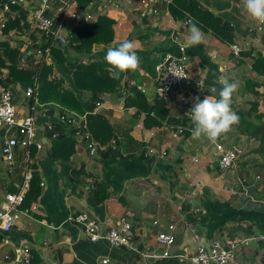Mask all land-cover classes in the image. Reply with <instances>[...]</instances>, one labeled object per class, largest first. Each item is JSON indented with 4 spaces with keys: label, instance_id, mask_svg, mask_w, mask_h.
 Masks as SVG:
<instances>
[{
    "label": "crops",
    "instance_id": "obj_1",
    "mask_svg": "<svg viewBox=\"0 0 264 264\" xmlns=\"http://www.w3.org/2000/svg\"><path fill=\"white\" fill-rule=\"evenodd\" d=\"M197 1L203 8L232 23L235 30L233 43L242 50L255 45L264 46V35L261 34H264V25L246 13L242 0ZM20 2L16 0L13 4L27 10L30 28L35 29L30 10L36 0ZM62 2L65 5L58 6L55 15L61 14L57 31L64 40L73 25L91 22L99 14L114 20L113 40L94 45V56L88 58L95 59L111 73L113 69L104 60L107 49L118 46L124 39L134 42L140 57L139 67L135 71L119 73L116 79L120 87L115 99L100 101L96 107L97 111H110L108 118L114 126L115 139L120 141V145H116L112 140L113 148L123 154L134 155L123 159L104 158L101 150L105 145L96 143L89 133L86 144L76 134L75 152L66 161L49 160L47 154L51 142L41 123L37 125L36 138H40L42 147L35 148L33 155L29 154V147H15L12 172L7 171L0 150V204L4 202L5 194L11 192L10 188L22 189L23 184L19 182L27 169L30 172L36 170L40 179V194L30 204L34 205V209L27 213L16 212L12 228L9 231L0 229V264H16L19 260L18 247L22 243L30 247L29 264H146L148 257L157 258L164 251V247L155 243V236L170 223L174 224V243L168 248L172 254H182L191 249L193 233L203 241L225 233L248 237L264 233L258 227L264 224L261 190L262 187L264 189V162L253 149L257 145L255 140L236 133L233 128L214 142L206 137L194 139L193 129L188 135L173 137L171 132L175 129L166 122L160 127L145 128L143 114L137 112V107L124 105L127 96L135 91L142 92L149 102L158 97L154 67L165 52L177 53L171 40L172 34L176 33L174 27L180 34L177 33L180 40L185 42L191 24L183 25L172 17L167 6L170 0H93L84 8H79L73 1ZM2 10L0 41L7 39L12 45L20 40V50L23 51L29 44L28 35H19L14 30L3 34L6 10ZM17 14L18 10L12 12V16ZM202 32V43L186 47L187 67L196 80L204 83L207 94L213 95L209 86L221 88L218 81L224 76H231L229 66L233 60L229 57L228 44L220 42L209 32ZM69 53L72 59H86L73 49H69ZM239 58L243 61L241 65H250L248 62L252 58ZM49 61L47 57L46 62ZM224 67L227 69L221 71ZM4 74L5 69H0V76L4 77ZM53 75L62 78L66 87L71 86L69 73L55 68ZM237 91L240 99L242 95L246 96L242 87ZM24 92L15 101L21 113L27 111ZM163 100L171 116L183 115L184 108L173 97ZM36 103L40 105L36 108L40 121L55 116L57 109L51 112L50 104ZM64 125L61 126L65 128ZM9 136L5 135L4 128H0V148ZM247 141L252 144L250 152H245L230 169L221 172L214 161L217 157L215 144L242 148ZM92 142L98 147L93 153L88 146ZM150 149L156 152L152 153ZM98 182L103 183L101 185L107 196L95 203L91 200V190ZM195 183L200 185L195 187ZM81 211L104 223L126 216L133 224V245L123 247L112 245L106 239L89 240L80 227L67 219ZM139 242L143 243L140 250L137 247ZM105 258L107 262L103 263Z\"/></svg>",
    "mask_w": 264,
    "mask_h": 264
},
{
    "label": "trees",
    "instance_id": "obj_2",
    "mask_svg": "<svg viewBox=\"0 0 264 264\" xmlns=\"http://www.w3.org/2000/svg\"><path fill=\"white\" fill-rule=\"evenodd\" d=\"M17 1L21 3L20 0ZM71 1L75 2L79 8H84L93 0H66V3ZM5 2L9 4V9L4 11L6 19L2 33L8 34L14 30L19 35L25 33L29 37V44L23 51L20 50V40L12 45L7 39L0 41V69H5L4 77L0 76V84L10 86L13 101L15 102L22 95V92L35 82L36 90L27 97L28 105L33 104V102L48 103L51 112L56 107L78 114L87 111L85 114L86 129L96 143L105 145V148L101 150L102 157L123 159L133 156V153L123 154L113 148L111 141L113 140L116 145H120V141L115 139V129L108 118L110 111H92L96 102L105 100L103 95L115 96L119 92L120 83L112 77L111 72L95 59H88L94 56V45L106 44L113 40L114 20L105 14H99L91 22L73 25L65 37V44L60 45L53 35H44L37 29L32 30L30 22L27 20V10L22 9L19 5L11 4L8 0H0V10H2V5ZM64 5L62 0H54L52 9L46 12V15L52 18L53 27L56 30L60 26L61 14L55 15V11L58 6ZM167 6L174 19L184 20L187 17L189 19L187 23H196L202 31L209 32L220 42L227 44L233 42L235 31L232 23L203 8L197 0H170ZM15 10H18V14L12 16V12ZM45 48H48L47 52H45ZM36 49H40L43 54L37 63H33V52ZM69 49H73L78 55L85 56L86 59L80 57L72 59L69 56ZM22 56L25 58L23 64L20 63ZM245 56L251 57L253 60L251 62V75L245 80V94H252L253 98L247 100L249 106L246 108L235 107V102L232 100V110L239 117V122L232 127L236 133L257 142L253 149L264 162V108L259 110L260 102L255 99L259 95L264 107V52L253 48H244L240 51V57ZM47 57L50 59L49 62H46ZM229 57H232L231 52H229ZM237 62L242 63L243 61L238 58ZM55 68L71 75L72 84L70 87L65 86L62 78L53 75ZM259 87L262 89L258 90ZM218 90L217 87V92L214 93L217 97ZM124 105L137 107V112L143 114L142 122L145 128L160 127L166 122L175 130L181 126L184 135H188L190 129L194 128V124L188 116H171L164 100L159 97L155 98L153 102H149L142 92L135 91L133 95L127 96ZM61 125L54 123L52 132L56 133L55 137L50 136L51 132H45V135H49L51 142L47 158L52 161H66L75 152L76 132L83 133L84 131L81 125L70 126L65 124V128ZM81 141L86 144L89 139L82 136ZM28 151L29 154L33 155L36 151L35 146H29ZM140 155L143 154L140 152ZM22 182L23 175L19 184ZM101 184L103 183H96L95 188L91 190V200L95 203L103 201L107 196L105 188ZM19 188H10L9 191L11 192L8 193L17 192ZM39 194V173L33 170L19 207L21 209L28 208ZM258 227L264 231L263 223L259 224ZM136 237L139 239L138 234ZM257 242L262 248L259 261L264 264V238ZM142 244L139 242L137 246L139 250ZM179 253L175 252L174 256L170 258L157 257L150 260L147 258L146 264H188L175 256Z\"/></svg>",
    "mask_w": 264,
    "mask_h": 264
},
{
    "label": "built area",
    "instance_id": "obj_3",
    "mask_svg": "<svg viewBox=\"0 0 264 264\" xmlns=\"http://www.w3.org/2000/svg\"><path fill=\"white\" fill-rule=\"evenodd\" d=\"M54 0H36L35 6L30 10L31 21L34 27L42 34H51L54 36L58 43L64 44L65 40L58 34V31L53 27V20L46 15L51 3ZM157 2V0H151ZM16 0H9L13 4ZM3 10L8 9V3L2 5ZM153 11L152 9H150ZM184 21L185 23L188 22ZM2 26V24H1ZM178 34L173 33L171 36L172 42L176 45L178 53L174 54L166 52L155 65L156 79V92L159 98L166 99L172 92L177 94L183 93L182 100L180 99L181 106L184 107V116L189 117V111L194 103V98L199 97L203 99L207 94L203 82L197 80L192 76L191 72L187 69L185 45L178 42ZM48 48H45L47 52ZM241 48L235 45L232 50L234 56L240 54ZM42 51L36 49L33 52V63H37L42 56ZM24 56L20 61L23 63ZM213 86H209L210 89ZM216 87V86H214ZM36 89V83L26 88L25 96H30ZM217 89V87H216ZM212 93V92H211ZM214 95V93H213ZM176 99V98H175ZM179 99V98H178ZM176 99V100H178ZM179 103V104H180ZM100 105V101L95 103L92 111ZM36 106V107H35ZM40 106L34 102L28 105L26 113H21L17 105L12 100V93L10 86L0 84V128H4L5 135L9 136L1 144V153L6 161L7 171L12 172L14 163V148L21 146L28 148L33 145L35 148H41L43 143L40 138H36V129L39 123L45 126L48 132H51V137H55L56 133L52 132L54 123H61L70 126L83 127V133L76 132L80 137L84 136L85 139L90 137L89 131L86 129L85 111L83 114L67 111L61 107H56V114L43 122L39 120V112L37 107ZM44 110V109H42ZM14 128V129H13ZM14 130V131H13ZM183 128L177 127L176 130L171 132L173 137L182 134ZM89 150L91 153L96 152L98 147L95 143H90ZM155 153L154 150H149ZM217 157L215 158L216 166L222 171L230 169L236 161H238L244 154L243 149L239 146L225 147L221 143L216 144ZM164 154V152L162 153ZM26 155L28 152L26 151ZM197 159H195L196 161ZM31 177L30 170H26L23 176L22 189L14 193H7L4 196V202L0 204V229L2 231H9L15 223L16 212L23 211L27 213L28 210L34 209V205L28 208L21 209L19 206L23 201L24 188H27L29 179ZM195 187L200 184L195 183ZM68 221L80 227L85 236L89 240L106 239L112 245L131 247L134 243L133 224L129 218L122 215L119 216L112 223H104L101 220L91 217L87 212L81 211L70 215ZM259 237H264V233L258 234ZM255 235V237H258ZM194 244L189 250L182 254H177L179 259L187 262L188 264H229L236 258L237 252L247 244L245 239L239 242L237 236H214L210 240H200L199 236L193 233ZM155 243L164 247V251L157 257L170 258L174 254L170 253L168 248L174 243V224H168L164 229L159 231L155 236ZM19 260L16 264H29L31 259L30 247L26 243H22L18 247ZM103 263L107 259L102 260Z\"/></svg>",
    "mask_w": 264,
    "mask_h": 264
},
{
    "label": "clouds",
    "instance_id": "obj_4",
    "mask_svg": "<svg viewBox=\"0 0 264 264\" xmlns=\"http://www.w3.org/2000/svg\"><path fill=\"white\" fill-rule=\"evenodd\" d=\"M246 13L259 24L264 25V0H242ZM204 34L196 23H192L185 36V47H192L203 42ZM105 62L113 69L111 75L118 78L119 73L135 71L139 67L140 57L133 41L124 39L116 47H109L104 56ZM221 88L216 95H206L203 99L194 98L189 111V118L194 124V139L206 137L209 141L217 140L227 133L231 126L239 122L238 115L232 110V96L239 85L230 82L227 76L219 79ZM216 93V87L210 89Z\"/></svg>",
    "mask_w": 264,
    "mask_h": 264
},
{
    "label": "rangeland",
    "instance_id": "obj_5",
    "mask_svg": "<svg viewBox=\"0 0 264 264\" xmlns=\"http://www.w3.org/2000/svg\"><path fill=\"white\" fill-rule=\"evenodd\" d=\"M184 21H187L186 19H184V20H180V22L183 24V25H185L186 23L184 22ZM174 30H176V33H178V30L174 27ZM235 31V30H234ZM261 30H259V32H260ZM179 34V33H178ZM262 35H264L263 33H261ZM180 35V34H179ZM178 42L179 43H181V44H183V45H185V42H183V41H181L180 40V37H178ZM233 41H235L234 39H233ZM252 42V41H251ZM227 44V43H226ZM235 45H237V44H234L233 42L232 43H230V44H228V46H229V52H231V54L233 55V53H232V50L235 48ZM177 48V47H176ZM241 48V47H240ZM252 48L253 49H256V50H261L262 52H264V46H260V45H255V46H252ZM241 51H242V48H241ZM228 52V53H229ZM166 53V52H165ZM164 53V54H165ZM177 53H178V50H177ZM176 53V54H177ZM70 54V53H69ZM163 54V55H164ZM175 54V53H174ZM162 55V56H163ZM185 56H186V63H187V54H186V47H185ZM237 57V59L240 57V54L238 55V56H232V62H233V64L231 65V66H229V73H230V75L231 76H228V78H229V80H230V82H236V83H238V85H239V87L238 88H241L242 87V93L243 94H245V80L247 79V78H249V76L251 75V72H252V69H251V62L253 61L252 59H251V61L250 62H248L250 65H246L245 63L244 64H242L241 65V63H238L237 62V59H235ZM249 58H251V57H249ZM240 59V58H239ZM234 60H236L235 62H234ZM235 63V64H234ZM238 64V65H237ZM240 64V65H239ZM236 66V67H235ZM187 69H188V67H187ZM227 68L226 67H224L221 71H224V70H226ZM189 71V70H188ZM190 72V71H189ZM156 73H157V71H156ZM192 74V73H191ZM192 76H193V74H192ZM194 77V76H193ZM260 79L261 80H263V78H261L260 77ZM199 81H201V80H197V82H199ZM202 82V81H201ZM200 83V82H199ZM204 84V83H203ZM262 89V87H259V89L258 90H261ZM171 95V97H173L174 98V100L179 104L180 102V99L182 100V97H183V93H179V94H177V93H175V92H172V93H170ZM238 91H236V92H234L233 93V96H232V100L235 102V99L237 98V101H236V103H235V107H239V108H246V107H248L249 106V103H248V101L247 100H250L251 98H253V95L252 94H245L246 96H244V95H242V98L240 99V97L238 96ZM178 99V100H176V99ZM165 99V98H164ZM255 99L258 101V102H260V104L258 105V108H259V110H261V109H263L264 107L262 106V104H261V97L259 96V95H257V97H255ZM180 105H181V103H180ZM184 108V107H183ZM97 110L95 109V111H93V112H96ZM184 113H185V109L183 110V115L182 116H184ZM231 128H234V127H232L231 126ZM246 137V136H245ZM246 138H248V137H246ZM217 144V143H216ZM216 144H215V149H216ZM222 144V143H221ZM222 145H224V144H222ZM251 145L252 144H250L249 143V141H247V145H244V146H242V148H243V151H244V153L245 152H250V150H251ZM232 146H236V145H232ZM225 147H230V146H225ZM238 147V146H237ZM241 148V147H240ZM241 148V149H242ZM245 149H246V151H245ZM256 155H258V157L260 158V160H262V158L260 157V155L259 154H257L256 153ZM263 161V160H262ZM220 170V169H219ZM221 172H223L222 170H220ZM262 179H263V184H264V171H262ZM241 182H242V178H240L239 179ZM262 195H263V198H264V189H263V187H262ZM225 236H228V237H230L231 235L233 236V237H235V236H237L238 238H239V242L241 241V240H243V239H245L244 241H246L247 242V244L245 245V246H243L241 249H239V251L237 252V255H236V258L235 259H233V261L232 262H230L229 264H261L260 263V261H259V255H260V253H261V251H262V248L261 247H259V245H258V240L259 239H262V238H264V237H259L258 235V237H255V236H244V235H241L240 236V234H238V233H232L231 235H229V234H224Z\"/></svg>",
    "mask_w": 264,
    "mask_h": 264
},
{
    "label": "water",
    "instance_id": "obj_6",
    "mask_svg": "<svg viewBox=\"0 0 264 264\" xmlns=\"http://www.w3.org/2000/svg\"><path fill=\"white\" fill-rule=\"evenodd\" d=\"M103 98L106 99V100H114L115 99V96H108V95H103ZM151 257H148V260H150Z\"/></svg>",
    "mask_w": 264,
    "mask_h": 264
},
{
    "label": "bare ground",
    "instance_id": "obj_7",
    "mask_svg": "<svg viewBox=\"0 0 264 264\" xmlns=\"http://www.w3.org/2000/svg\"><path fill=\"white\" fill-rule=\"evenodd\" d=\"M8 1H9V0H8ZM35 29H36V28H35ZM35 90H36V89H35ZM35 90H34V91H35ZM27 97H29V96H25L26 101H27ZM12 100H13V98H12ZM13 102H14V101H13ZM27 102H28V101H27ZM14 103H15V102H14ZM33 103H34V102H33Z\"/></svg>",
    "mask_w": 264,
    "mask_h": 264
}]
</instances>
